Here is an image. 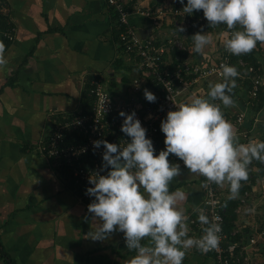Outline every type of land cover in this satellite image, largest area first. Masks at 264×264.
<instances>
[{
  "label": "crops",
  "instance_id": "obj_1",
  "mask_svg": "<svg viewBox=\"0 0 264 264\" xmlns=\"http://www.w3.org/2000/svg\"><path fill=\"white\" fill-rule=\"evenodd\" d=\"M164 1L130 0V5L156 9ZM5 5L14 38L4 41L0 33L7 60L0 66V241L5 254L2 257L0 249V264H127L136 252L127 248L124 233L115 231L102 241L86 238L102 224L88 212L95 198L81 201L68 169L42 156L36 145L53 122L80 111L86 86L95 78L113 101L121 103L131 102V96L146 101L145 89L157 97L156 87L140 61L115 44L114 15L104 0H5ZM130 23L142 37L153 36L159 43L177 29L171 15L154 22L133 13ZM179 33L193 44L191 38L198 32ZM207 33L212 44L202 54H188L193 62L216 61L223 31L219 26H206L201 34ZM262 47V43L256 46L255 56L264 76ZM134 79L141 84L139 92L132 91ZM208 91L200 85L180 100L190 102L193 95L207 98ZM244 98L237 97L233 107L218 104L240 143L262 142L264 102L254 110L244 104ZM240 111L244 118L238 126L234 120ZM172 160L169 162L180 165L181 175L169 186L170 191L179 188L186 192L182 207L188 216L201 203L203 177L191 173L182 161ZM248 171L256 173L253 162ZM243 185L250 189L245 204L237 210L235 226L239 234L249 237L264 229V195L259 179ZM224 187L229 189L227 184ZM248 257L255 264H264V239L258 240ZM183 264H213V259L190 249Z\"/></svg>",
  "mask_w": 264,
  "mask_h": 264
},
{
  "label": "clouds",
  "instance_id": "obj_2",
  "mask_svg": "<svg viewBox=\"0 0 264 264\" xmlns=\"http://www.w3.org/2000/svg\"><path fill=\"white\" fill-rule=\"evenodd\" d=\"M179 2L184 4V0ZM200 10L211 28L226 25L229 31L223 33L227 37L224 47L231 54H248L258 42L264 44V0H187L183 7L188 15ZM184 31L179 27L174 34ZM201 32L203 29L191 38L197 54L212 44L211 34ZM4 53L5 45L0 41V66L7 63ZM220 68L223 81L209 84L207 98L193 95L190 102L167 113L161 122L166 150L158 155L135 112L119 113L124 118L121 131L131 138L130 143L93 142L94 149L101 145L105 149L100 171L111 170L106 176L97 172L90 177L94 187L88 188L86 195L95 199L88 212L102 224L86 238L102 241L115 231L124 233L127 248L136 252L127 264H183L188 250L207 253L221 242L220 217L210 219L204 209L198 215L199 223L205 225L203 234L189 237L188 216L182 207L187 194L169 187L181 175L180 165L169 162L170 154L182 160L191 173L205 178L203 188L227 184L229 199L239 198L241 182L248 180L252 161L264 163V142L240 143L233 124L215 103L220 101L225 108L235 106L231 93L238 71L227 64ZM144 96L148 102L157 99L147 89ZM145 240L147 243H142Z\"/></svg>",
  "mask_w": 264,
  "mask_h": 264
},
{
  "label": "built area",
  "instance_id": "obj_3",
  "mask_svg": "<svg viewBox=\"0 0 264 264\" xmlns=\"http://www.w3.org/2000/svg\"><path fill=\"white\" fill-rule=\"evenodd\" d=\"M108 8L116 15L117 27L119 29V40L122 42L124 52L134 56L141 63L147 72L150 81L157 88V99L151 107L146 108L142 100L131 96V102L121 103L113 101L104 89L99 79L90 82L89 95L93 101L90 111L79 113L69 118V120L53 122L50 132L36 146L37 152L48 159H54L59 165L68 169L74 184L82 189L81 201H91L94 197L86 195V190L94 185L89 183L90 177L99 172L100 175H107L108 169L100 171L103 166L102 156L105 151L103 145L99 149H94V141H107L108 143L123 146L131 142V138L126 136L121 127L124 118L119 115L124 112L130 115L136 113V119L146 130V138L153 142L155 155H158V130L162 121L166 120L169 111H176L180 103V93L191 86L199 83L213 81H223L221 75V64L234 66L231 61V53L224 47L226 36H220L217 42L221 51L220 58L214 62L201 64L193 62L188 58L192 52L191 43L185 41L180 35L171 34L161 43H158L153 36L142 37L135 27L130 23V16L139 14L154 22L165 15L173 17V24L178 29L185 28V31L192 30L200 32L206 27V18L203 11H194L191 15L183 13V7L187 5V0L181 4L179 0H165L162 6L156 9L131 6L130 0H104ZM9 9L5 5V0H0V22L4 21L7 27L1 30L2 37L8 41L14 38V28L7 21ZM223 33L229 31L226 25H219ZM171 51L186 52L187 56L180 59L178 56L168 58ZM164 55H167L164 57ZM238 65L243 67L245 64L238 60ZM235 67V66H234ZM236 68V67H235ZM250 88L246 93V103L257 97L259 88L264 85V76L253 75L255 69L247 67ZM236 78L241 81L246 78L245 73L238 71ZM212 81V82H213ZM132 91L139 92L141 84L138 79L131 83ZM172 97V99H170ZM218 103V101H215ZM177 106V107H176ZM244 113L236 114L234 123L238 126L243 122ZM206 180L203 177L202 183ZM260 190L264 195V176L259 179ZM203 197L200 205L188 215L189 237L199 238L203 234L202 225L198 221L199 210L204 209L206 215L220 217L221 242L218 248L203 253L195 248L196 252L211 255L213 264H255L250 260L249 253L256 247L259 239H264V229L254 231L249 237L240 236L238 240L229 241L224 231L223 203L229 199V189L210 184L208 188H203ZM248 190L239 195V208L245 204ZM236 233L237 230H236ZM239 234V233H238ZM243 240L245 243H243Z\"/></svg>",
  "mask_w": 264,
  "mask_h": 264
},
{
  "label": "trees",
  "instance_id": "obj_4",
  "mask_svg": "<svg viewBox=\"0 0 264 264\" xmlns=\"http://www.w3.org/2000/svg\"><path fill=\"white\" fill-rule=\"evenodd\" d=\"M110 9V8H109ZM112 11V9H110ZM112 14L114 15V19H115V27L116 30H114L113 32V38H114V42L115 44L118 46V49L124 52V47L122 42L119 40L118 34H119V29L117 27V20H116V15L115 13L112 11ZM205 26H209V22L206 20ZM7 27L6 23H4V21L0 22V31L4 30ZM3 40L5 41L6 39L3 38ZM159 43V42H158ZM259 44V42L257 43V45ZM256 49V48H255ZM255 49L248 54H244V55H240V56H236V55H231V61L234 64V66L236 67L237 71H240V73H245L246 78L244 80H240L238 78H236V85L239 83L240 85V90L242 91L240 93V96L242 95V97H245L244 99H242V101L246 102V93L248 91V89L250 88V80L248 79V74L247 73V67L251 66L255 69V72L253 75H262L261 72V68H260V63L258 62V59L255 56ZM218 56L216 57V61L220 58L221 55V51L218 48L217 51ZM171 57H175L178 56L180 59H184L187 56L186 52H177V51H171L170 52ZM167 55H164V57H166ZM238 60H241L245 66L241 67L238 65ZM91 82V81H90ZM217 82H222V81H217ZM216 82V83H217ZM90 83L87 84L85 92L82 95V99L80 102V111L77 113H87L88 111H90V106L92 104L93 98L92 96L89 95V91H90ZM237 87H235L231 93L233 100H235L237 97L239 96V91L236 89ZM157 91V88H155ZM236 97V98H235ZM250 102L247 103L251 106H253L254 110H258L262 103L264 102V85L262 87L259 88L257 97L254 100H249ZM155 103V102H154ZM154 103L152 104L151 102H148L147 100L143 102V104L146 106V108L151 107L152 105H154ZM74 114V115H77ZM72 115V117L74 116ZM71 118V117H70ZM65 120H69V118L65 119ZM64 121V120H63ZM46 137V136H45ZM165 135L164 133L161 131V124L159 125V130H158V145H159V150H166V146H165ZM262 142H264V134L262 136ZM168 159H174L173 162L176 161H182L180 160L178 157L170 154ZM183 162V161H182ZM255 164V167L257 168L256 173H250L249 171V177L247 181H250V183H254L256 179H260V177L264 176V163L258 161V160H253L252 161ZM67 170V169H66ZM108 170H110V168H108ZM68 173V172H66ZM71 183L75 186L74 181L71 177ZM245 181L241 182V188L239 190V195L243 194L244 191L249 190V187H246L243 185ZM77 187V186H76ZM79 189V196L82 195V189L80 187H77ZM86 202H90V201H86ZM239 207V200L238 199H227L226 201H224L223 203V215H224V231L227 235V238L229 241H235L238 240V238L241 236V234L236 233V226H235V222L237 220V210ZM0 249H1V255L2 257L5 256L3 250H2V245H1V241H0Z\"/></svg>",
  "mask_w": 264,
  "mask_h": 264
},
{
  "label": "rangeland",
  "instance_id": "obj_5",
  "mask_svg": "<svg viewBox=\"0 0 264 264\" xmlns=\"http://www.w3.org/2000/svg\"><path fill=\"white\" fill-rule=\"evenodd\" d=\"M183 39H185V37H183V35L181 36ZM191 47H192V49H193V44H191ZM193 51V50H192ZM262 54H263V56H264V47H262ZM166 60H168V58H166ZM199 63H201L202 64V62L201 61H198ZM212 83H216L215 81H213V82H203V83H199V84H196V85H194V86H191L190 88H188V89H186V90H184L183 91V93H182V96L180 97L181 99H182V97L188 92L189 94H192V92L193 91H195L196 89H197V87L198 86H200V85H204V86H207V88L209 89V84H212ZM208 93V92H207ZM207 95V94H206ZM184 102V101H183ZM184 103H186V101L184 102ZM264 258V257H263Z\"/></svg>",
  "mask_w": 264,
  "mask_h": 264
}]
</instances>
